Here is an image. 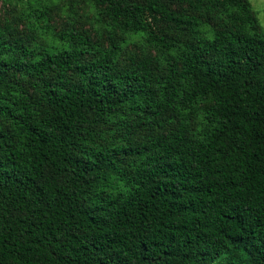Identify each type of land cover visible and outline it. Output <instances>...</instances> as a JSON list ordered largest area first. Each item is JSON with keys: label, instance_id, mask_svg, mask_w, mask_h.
Returning a JSON list of instances; mask_svg holds the SVG:
<instances>
[{"label": "trees", "instance_id": "16d2710c", "mask_svg": "<svg viewBox=\"0 0 264 264\" xmlns=\"http://www.w3.org/2000/svg\"><path fill=\"white\" fill-rule=\"evenodd\" d=\"M5 4L0 264H264L251 1Z\"/></svg>", "mask_w": 264, "mask_h": 264}, {"label": "rangeland", "instance_id": "374dc122", "mask_svg": "<svg viewBox=\"0 0 264 264\" xmlns=\"http://www.w3.org/2000/svg\"><path fill=\"white\" fill-rule=\"evenodd\" d=\"M252 5H253V9L254 11L257 13L260 23L264 29V0H250ZM84 7V8H83ZM89 6L86 5H80L77 10H78V14H79V19H81V21L83 23H89L90 19L87 18V16L90 13L89 10ZM8 11H9V7H7V5L5 4V0H0V16L1 17H5V16H9L8 15ZM81 16V18H80ZM55 18H58L59 20V26H62V24L65 23L66 17L62 15V17L58 14H55ZM89 26V25H88Z\"/></svg>", "mask_w": 264, "mask_h": 264}]
</instances>
